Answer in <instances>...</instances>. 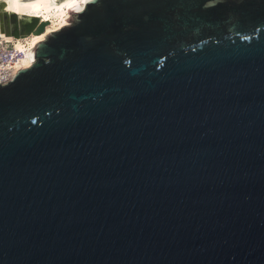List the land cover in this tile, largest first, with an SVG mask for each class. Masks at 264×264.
I'll return each mask as SVG.
<instances>
[{
    "label": "water",
    "instance_id": "water-1",
    "mask_svg": "<svg viewBox=\"0 0 264 264\" xmlns=\"http://www.w3.org/2000/svg\"><path fill=\"white\" fill-rule=\"evenodd\" d=\"M80 1L0 83V264H264V0Z\"/></svg>",
    "mask_w": 264,
    "mask_h": 264
},
{
    "label": "bare ground",
    "instance_id": "bare-ground-1",
    "mask_svg": "<svg viewBox=\"0 0 264 264\" xmlns=\"http://www.w3.org/2000/svg\"><path fill=\"white\" fill-rule=\"evenodd\" d=\"M80 0H0V10L5 13L14 12L18 18L37 16L38 19L46 20L43 30L39 32L29 31L23 35L13 36L11 34L0 33L1 39L12 41L13 47L18 53L8 61L9 74L16 69L30 65L28 54L30 47L50 30L59 28L68 23L66 17L70 14L67 10L75 5H82ZM0 16V25L3 23ZM1 31V30H0ZM0 63V78L6 73V69Z\"/></svg>",
    "mask_w": 264,
    "mask_h": 264
},
{
    "label": "built area",
    "instance_id": "built-area-1",
    "mask_svg": "<svg viewBox=\"0 0 264 264\" xmlns=\"http://www.w3.org/2000/svg\"><path fill=\"white\" fill-rule=\"evenodd\" d=\"M17 53L18 51L14 49L12 41H5L0 37V63L4 69H6V73L2 75V78H0V83H4L11 76L12 73L9 74L7 67L8 61L11 60Z\"/></svg>",
    "mask_w": 264,
    "mask_h": 264
}]
</instances>
